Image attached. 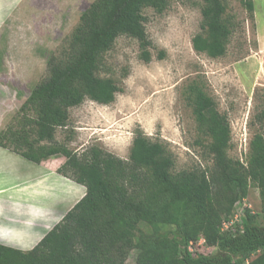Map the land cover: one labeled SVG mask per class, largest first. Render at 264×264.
Here are the masks:
<instances>
[{
	"label": "trees",
	"instance_id": "16d2710c",
	"mask_svg": "<svg viewBox=\"0 0 264 264\" xmlns=\"http://www.w3.org/2000/svg\"><path fill=\"white\" fill-rule=\"evenodd\" d=\"M171 1L95 0L82 13L64 57H50L48 78L32 88L20 109L23 128L0 134L14 147L1 139L0 147L38 165L57 160L52 169L84 186L86 194L31 250L0 243V264H126L134 249L140 251L137 264H264V224L242 205L254 185L264 210V135L253 136L246 163L232 158L228 118L207 115L215 102L199 83L184 97L208 140L207 169L174 173L172 153L142 131L127 161L99 147L78 154L57 140V130L69 126L71 109L88 100L110 105L122 91L113 78L100 75L103 54L117 39L137 40L142 60L151 62L144 11L163 13ZM200 1L204 33L193 38V47L223 57L233 29L228 0ZM243 5L253 18V0ZM255 123L264 128V110ZM237 213L239 220L224 229ZM141 223L152 232H142ZM163 225L175 230L164 231ZM198 245L213 251L200 252Z\"/></svg>",
	"mask_w": 264,
	"mask_h": 264
},
{
	"label": "rangeland",
	"instance_id": "374dc122",
	"mask_svg": "<svg viewBox=\"0 0 264 264\" xmlns=\"http://www.w3.org/2000/svg\"><path fill=\"white\" fill-rule=\"evenodd\" d=\"M94 1L0 0V134L23 128L24 114L20 112L23 103L32 88L48 78L50 57L63 58L69 50L71 36L82 13ZM253 2L252 18L243 0H228L226 13L233 29L227 52L220 58L198 53L193 47V38L204 33L200 0H172L163 13L146 9L145 26L152 43L151 62L142 60L137 40L126 36L117 39L113 48L103 54L100 75L113 78L122 91L110 105L88 100L71 109L69 126L57 130V140L67 143L78 154L99 147L127 161L133 140L137 132L142 131L151 141L162 143L172 153L174 173L200 167L207 169L212 165L208 140L198 130L184 97L187 88L196 82L215 102L207 115L219 112L228 118L231 128L229 155L246 163L253 136L256 133L264 135V128L255 123V116L264 110V0ZM0 139L9 144L5 137ZM51 160L39 166L0 147V201L24 206L18 215L10 205L4 208L7 218L17 224L10 226L6 222L7 228L13 227V231L0 227V242L22 249L33 247L45 236L43 222L48 213L56 218L63 216L58 212L62 206H52L53 211L44 210L49 203L43 193L49 182L44 177L45 168L58 164L57 160ZM57 180L64 178L58 175ZM14 185H20L19 190L11 191ZM29 186L39 187V193L26 191ZM245 200L242 205L251 207L258 216V223L263 225L259 189L252 185ZM32 202L38 208L33 220H23V215L29 213L23 209ZM225 219L223 217V221ZM28 222L38 226L40 232L39 229L34 232L24 229ZM139 228L145 234L152 232L143 223ZM162 228L175 230L168 225ZM198 250L213 251L200 245ZM139 252L138 249L130 251L126 264H137Z\"/></svg>",
	"mask_w": 264,
	"mask_h": 264
},
{
	"label": "crops",
	"instance_id": "0c3cea01",
	"mask_svg": "<svg viewBox=\"0 0 264 264\" xmlns=\"http://www.w3.org/2000/svg\"><path fill=\"white\" fill-rule=\"evenodd\" d=\"M1 150H3V149H1ZM14 156H16V155H14ZM19 159H22V158H19ZM18 161L21 162L20 160H18ZM27 161H29V160H27ZM29 162H31V161H29ZM31 163H33V162H31ZM39 166H41V165H39ZM45 170H46V173H44V177L48 178L49 182H46L48 184V186H47L48 189H46L43 193H45L46 196L48 197V198H46V200L49 203L46 204L47 207L44 210H46V211H53L52 206H55V207H58V208L60 206H62V207H60V209H58V212L60 211V213L61 212L63 213V214H61L63 216H59L60 218H56V216L53 213H51V212L48 213L47 220L45 222H43L44 224H46L45 227L43 226L44 229H46L45 230L46 231L45 235H46L57 223H59L62 220V218L66 215V213L79 200H81V198L84 197V195L86 194V188L84 186L78 185L77 183H75V182H73V181H71V180H69L67 178H65L64 180H57V176L59 174H57L56 171L54 169H52V168H45ZM46 174L48 175V177L46 176ZM49 177H51V179H49ZM60 177H62V176H60ZM62 178H64V177H62ZM16 184H20V182H16ZM19 186L20 185H14L13 186L14 188H12L11 191H13L16 188L19 190V188H18ZM56 187L59 188L57 192H56V189H57ZM71 188H72V190H71ZM38 189H39V187L29 186V188H27L26 191L29 190V192L31 194L33 193V191L34 192L37 191L36 193H39V190ZM19 193L22 194L21 192H19ZM31 204L32 205L29 204L28 206L25 205L26 208L23 209L24 211H29V213H26L25 212L26 213L25 215L20 214V215H23L25 217L23 220H28V221L33 220V213H35L38 208L35 207V206H33L36 203H33L32 202ZM7 205H10L12 207L11 210L13 211V213L15 215H18L22 211L20 209H22V207H24V206L22 204H20V203L13 204L10 201H8L6 203L4 202V200L0 201V227L1 228H5L7 230L8 229H11L13 231L14 230L13 227H8L7 228V226H6V222H7V225L11 224L10 226H13L16 223V221H11V220H9V218H7L6 211L4 209ZM41 209H43V208H41ZM17 229L19 230V227L18 226H17ZM24 229H27V230L33 231V232L36 231L37 229H39V231L37 230L38 233L41 230L38 226H36L35 224H33L31 222H28V224L24 226ZM43 237L44 236H42L33 247H27V248H24V249L17 248V247H14V248L21 249V250H31L32 248H34L41 241V239ZM0 243L3 244V245H7V244H5L3 242H0ZM7 246H11V245H7ZM11 247H13V246H11Z\"/></svg>",
	"mask_w": 264,
	"mask_h": 264
},
{
	"label": "built area",
	"instance_id": "2783aa9c",
	"mask_svg": "<svg viewBox=\"0 0 264 264\" xmlns=\"http://www.w3.org/2000/svg\"><path fill=\"white\" fill-rule=\"evenodd\" d=\"M239 218H240V214H236L235 215V219H231L229 222H225V224H224V229H228L230 226H232L235 222L234 221H238L239 220Z\"/></svg>",
	"mask_w": 264,
	"mask_h": 264
},
{
	"label": "bare ground",
	"instance_id": "6f19581e",
	"mask_svg": "<svg viewBox=\"0 0 264 264\" xmlns=\"http://www.w3.org/2000/svg\"><path fill=\"white\" fill-rule=\"evenodd\" d=\"M64 179H65V178H64ZM50 188H51V187H50ZM50 188H49V189H50ZM43 189H44V188H43ZM43 189H42V190H43ZM56 190H58V189H56ZM71 190H72V188H71ZM73 190H74V189H73ZM47 191H48V190H47ZM48 192H49V191H48ZM47 195H48V194H47ZM63 195H64V194H63ZM44 196H45V195H44ZM49 198H50V197H49ZM38 201H39V200H38ZM59 203H60V202H59ZM31 205H32V204H31ZM41 223H42V222H41ZM25 225H26V224H25ZM2 232H4V231H2ZM4 233H5V232H4ZM4 233H3V234H4ZM9 233H10V232H9ZM9 233H8V234H9ZM19 234H20V233H19ZM10 235H11V234H10ZM12 238H14V237H12ZM22 238H23V237H22ZM19 240H20V239H19ZM24 240H25V239H24ZM22 242H24V241H22ZM14 244H15V243H14ZM21 245H22V244H21ZM18 246H19V245H18ZM28 246H29V245H28ZM21 248H22V247H21Z\"/></svg>",
	"mask_w": 264,
	"mask_h": 264
}]
</instances>
